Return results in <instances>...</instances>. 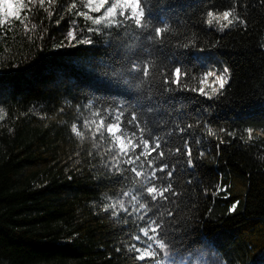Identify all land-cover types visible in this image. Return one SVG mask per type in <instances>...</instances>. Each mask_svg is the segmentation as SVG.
Here are the masks:
<instances>
[{
  "label": "trees",
  "instance_id": "obj_1",
  "mask_svg": "<svg viewBox=\"0 0 264 264\" xmlns=\"http://www.w3.org/2000/svg\"><path fill=\"white\" fill-rule=\"evenodd\" d=\"M73 2L78 8L69 13ZM232 2L149 0L154 23L169 26L163 42L129 29L92 34V46H60L68 45L74 27L78 39L89 35L91 23L74 15L85 10L83 0L46 3L51 19L36 3L23 23L10 19L0 27V34L7 32L0 35V264H141L128 251L136 245L137 220L110 206L137 184L130 172L117 175L118 163L127 166L112 158L107 137L93 141L84 125L88 120L94 131L99 122L89 104L108 108L134 93L153 107L145 119L173 153L165 160L175 166L178 195L166 193L170 200L159 208L174 214L164 216L171 253L264 264V0H236L239 19L223 31L203 22L208 8ZM137 58L157 65L147 82L128 72ZM177 64L188 72V87H200L207 72L223 74L225 67L229 82L214 93L219 85L209 77L204 89L211 99L163 92L159 69ZM105 73L110 83L100 78ZM73 123L80 136L71 132ZM184 141L193 150V168ZM149 205V215H158Z\"/></svg>",
  "mask_w": 264,
  "mask_h": 264
},
{
  "label": "snow or ice",
  "instance_id": "obj_2",
  "mask_svg": "<svg viewBox=\"0 0 264 264\" xmlns=\"http://www.w3.org/2000/svg\"><path fill=\"white\" fill-rule=\"evenodd\" d=\"M56 2L57 0H0V27L4 26L10 18L23 23L21 17L32 12L31 5L38 3L41 8H44L46 3L51 6ZM235 4L236 0H233L232 5L223 10L208 8L204 13L203 22L208 26H212L215 22L220 25L221 31L228 29L233 25L234 19H239L234 15L236 11ZM77 8L78 4L73 2L67 11L72 13ZM83 9L85 10L75 11L74 15L91 23V26L86 25L89 35L78 39L77 29L74 27L67 32L68 45L62 43L60 46L75 47L80 44L92 46L95 43L92 34L104 36L115 32L119 36L121 31L128 32L129 29L137 36L147 32L145 38L150 42H163L170 30L167 23H154L155 17L149 0H83ZM44 11L47 12L50 19L55 15L53 11H49L47 8H44ZM62 19L63 16L56 21V24L59 25ZM77 23V19L72 21L73 25H77ZM10 29L11 26H9ZM25 32H29L26 25ZM0 35L6 36L7 32ZM156 71L157 65L152 59L144 61H139L138 58L134 59L130 62L128 69L129 74H141L144 82L149 81V78ZM229 72L230 70L227 67L223 69V74L209 71L200 79V87L191 88L186 83L188 72L179 64L171 69L167 67L159 69L163 92L174 90L192 91L209 99L212 97L207 96L202 85L209 77L215 75V81L219 85V89L214 88L213 92L218 93L228 84ZM100 78L106 83L111 82L106 73ZM172 85L176 86L175 89L172 88ZM88 107L94 108L95 115L99 117L98 123L93 121L95 123L94 131L89 121H84L85 127L92 132L93 141L99 137L103 142L107 137V140L110 141L108 152L114 154L112 158L127 166L122 169L118 163L115 166L117 175H122L125 171L130 172L138 185L136 194L123 193L125 197L130 196L134 205L138 204V208L134 206L133 212H129L124 201L118 202L124 212L129 215L136 213L137 218L144 221V226L140 227L139 233L133 237L143 247L131 245L128 251H134L136 253L134 260L141 262V264H176L171 258V245L166 238L168 233L164 220L165 215L173 216L174 214L170 211L167 213L159 211V208L164 207L163 202L170 200L166 193H171L172 196L178 195L173 190L174 185L172 184L176 169L174 165L170 166L165 160L166 155L173 154L168 152L165 147L167 145L166 137L153 132L148 120L145 119L146 113L154 111L153 107L143 103L139 93L130 94L121 104L112 105L108 108H96L95 104H89ZM180 131L183 133L184 129H180ZM247 131L249 134L252 133L251 128ZM71 132L77 136L81 135L76 123L72 124ZM208 132L211 135L212 129L209 128ZM227 134L233 135L230 132ZM168 135H171V133H168ZM223 142L221 140V143ZM184 144L187 148L185 153L188 157L187 166L193 168L196 166L195 160L192 158L193 150L188 141H184ZM137 149H140V151L137 152ZM175 151L180 153L182 150L177 148ZM200 155L203 156L204 153L201 152ZM158 173L166 175H158ZM149 201L152 205L157 206L158 215H149L151 211ZM238 203L234 202L229 211H235ZM141 211L143 215H139ZM149 233H152V235ZM145 238L147 239L145 240Z\"/></svg>",
  "mask_w": 264,
  "mask_h": 264
},
{
  "label": "rangeland",
  "instance_id": "obj_3",
  "mask_svg": "<svg viewBox=\"0 0 264 264\" xmlns=\"http://www.w3.org/2000/svg\"><path fill=\"white\" fill-rule=\"evenodd\" d=\"M11 19V18H10ZM9 19V20H10ZM8 20V21H9ZM209 85V80L207 79L205 81V83L203 84V87ZM140 149H137V152H139ZM138 191V185L136 189H132L129 193L130 194H136ZM119 201H124L125 206L128 208L129 212H133V207L135 206L136 208H138V204L134 205V202L131 201L130 196L126 197V199L123 198H116L114 200H112L110 202V206L112 209H114L116 212L127 215V212H124L121 209L120 204L118 203ZM134 216V218L137 220L136 226L138 228L137 234L139 233V228L144 226V221L139 220L137 218V214L133 213L132 214ZM139 215H143V212L141 211L139 213ZM150 235H152V233H149ZM147 238H145L146 240ZM135 243L137 246L143 247V245L138 244V242L135 240ZM172 260L176 262V264H220L219 262H217L213 257L208 256L205 254V252L202 251H197L191 255H187V256H178L174 253H172Z\"/></svg>",
  "mask_w": 264,
  "mask_h": 264
}]
</instances>
